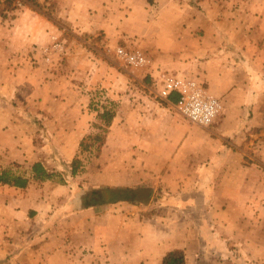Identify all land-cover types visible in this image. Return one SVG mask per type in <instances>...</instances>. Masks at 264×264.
I'll list each match as a JSON object with an SVG mask.
<instances>
[{
  "label": "crops",
  "instance_id": "1",
  "mask_svg": "<svg viewBox=\"0 0 264 264\" xmlns=\"http://www.w3.org/2000/svg\"><path fill=\"white\" fill-rule=\"evenodd\" d=\"M88 1L102 10L95 17L87 7L82 20L66 2L60 15L82 31H103L111 44L123 36L139 42L151 65L145 79L134 73L143 86L136 87L112 64L69 50L67 71L46 67L45 85L30 57L13 56L0 83V176L31 177L41 163L51 178L0 182V264H163L173 250H183L187 264L217 250L229 264L237 249L248 260L264 257V0ZM24 10L18 23L31 17L52 32L47 18ZM30 42L16 48L38 57L49 44ZM165 70L197 78L220 100L210 126L159 96ZM101 95L117 104L115 116L87 165L81 142L96 134ZM105 188L132 195L85 205ZM140 189L150 190L146 203ZM55 219L63 231L48 230Z\"/></svg>",
  "mask_w": 264,
  "mask_h": 264
},
{
  "label": "rangeland",
  "instance_id": "2",
  "mask_svg": "<svg viewBox=\"0 0 264 264\" xmlns=\"http://www.w3.org/2000/svg\"><path fill=\"white\" fill-rule=\"evenodd\" d=\"M26 1V0H25ZM41 4V11L40 13L32 10L31 7L27 5H21L18 10L12 11L10 16L7 19H3L0 16V83L4 82L7 83V80L3 79L6 76L5 73L12 70V67H15V63L12 62L13 56H23L30 57L31 62L30 66H32V70L40 68L41 71V80L45 85L49 84L52 81V78L48 75H44L43 71H45L46 67H48L47 71L49 73H65L67 71L66 63L72 62L69 61L67 58V52L76 50L82 51L81 55H85V57H89V61L93 63H107L111 66L116 67L120 73L129 75L133 80L131 81L132 84L135 83L134 86L136 87H143L140 82L134 80L133 76L134 73H137L136 77L138 79H145L142 73L148 66L151 65V55L147 48L142 46L139 42L133 41L127 37H121L117 39L114 43L111 44L109 40H107L106 35L103 31H95V32H87L82 31L80 27L72 25V23L61 16L62 11V4L65 2L70 5L74 6L77 9V15H79L82 20H85L84 16L85 13H88L87 7H89L90 12L92 13V17H95L94 14H98L100 11V7L97 6H88V0H37ZM24 9H28L31 11H35L40 15L44 16L49 20L52 26V32L49 30L48 27H45L43 23L39 20L29 21L31 17L24 18L21 22H17L21 17V13L26 11ZM24 10V11H21ZM111 9H109L110 11ZM85 12V13H84ZM83 14V17H82ZM15 15V17H12ZM101 18V16H99ZM122 18V17H121ZM48 24H46L47 26ZM31 40L38 41V43H49L40 50V55L38 57H34L32 52L19 50L16 48L17 43H34L30 42ZM124 48L130 52H141L148 60V63L142 67H134L126 63L123 59H121L117 55V49ZM20 58V57H19ZM21 60V59H20ZM19 60V61H20ZM74 63V62H73ZM78 62L77 64H81ZM18 65L20 63L17 62ZM75 63V67H77ZM92 68V67H91ZM46 72V73H48ZM90 73V72H88ZM176 75V73H171V71L165 70L162 72L161 81L163 82L165 78L172 77ZM179 76V75H177ZM179 77H190L195 79L197 82L203 84L205 83L198 80L192 76H179ZM76 83H80L78 79L73 80ZM144 81V80H142ZM82 83H85L82 81ZM155 81H149L148 85H152L153 87H158L155 84ZM62 84V81L60 82ZM123 85V83H121ZM62 86V85H60ZM124 86H131L125 85ZM159 88V87H158ZM162 88V87H161ZM206 88V86H205ZM207 89V88H206ZM48 90L46 91V95L48 94ZM54 93V92H52ZM105 96L101 95L96 98L95 101V109L100 111L99 114V123L95 124V131L96 134L89 135L85 139L86 143L91 145L86 149L81 148L82 157L87 160V165L92 162L93 158L96 156L97 146L99 142L94 140L96 136H100L103 139L105 138L107 128L105 127L104 121L101 119V114L105 108L114 109L116 107V103L110 100H106ZM42 101V100H40ZM58 180H64L61 176H58ZM238 215V212L236 213ZM62 223L59 219H55L54 222L48 224V230H54L56 232L63 231ZM264 225V223H263ZM217 233L223 235V224L216 226ZM264 228L261 230L260 239L264 242ZM263 238V239H262ZM220 243V242H219ZM235 243V242H234ZM237 244L234 247H238ZM218 246H224V242L220 243L217 242V249ZM236 253V252H235ZM237 256L235 257L236 261L234 264H264V257H258V260H248L244 255L241 254V251L237 249ZM234 257V256H233ZM229 256H226L223 251L217 250L215 256H210L208 259L205 256H200L195 258V264H229Z\"/></svg>",
  "mask_w": 264,
  "mask_h": 264
},
{
  "label": "built area",
  "instance_id": "3",
  "mask_svg": "<svg viewBox=\"0 0 264 264\" xmlns=\"http://www.w3.org/2000/svg\"><path fill=\"white\" fill-rule=\"evenodd\" d=\"M117 55L134 67H142L148 63L147 58L138 51L118 48ZM174 94L178 97L175 103L178 112L201 127L210 126L222 109L220 100L211 95L203 84L190 77L165 78L159 96L170 99Z\"/></svg>",
  "mask_w": 264,
  "mask_h": 264
},
{
  "label": "trees",
  "instance_id": "4",
  "mask_svg": "<svg viewBox=\"0 0 264 264\" xmlns=\"http://www.w3.org/2000/svg\"><path fill=\"white\" fill-rule=\"evenodd\" d=\"M21 5H27L31 7L33 10L40 13L41 4L37 0H0V16L3 19H7L10 16L12 11H16L19 9ZM42 12V11H41ZM12 17H15L13 15ZM177 95L174 94L171 99L176 102ZM115 116V111L113 109L105 108L103 113L101 114V119L105 123V127L108 128ZM97 142H99V147L102 145L103 138L100 136H96L94 138ZM91 145L87 144L85 140L81 142V148L86 149ZM81 161L79 158L74 159L72 163V175L74 176L80 170ZM32 175L31 177L25 176H10L8 174H3L0 176V182L5 184H10L19 187H26L29 183L30 178L39 182H43L47 179L51 178V174H49L46 169L43 167L41 163H35L31 166ZM131 191L122 188L116 189H101L94 190L89 197L87 196V200L85 199L86 206H94L98 203L105 202H118L120 200H127L129 196H131ZM163 264H187L186 255L183 250H173L166 254L163 259Z\"/></svg>",
  "mask_w": 264,
  "mask_h": 264
},
{
  "label": "water",
  "instance_id": "5",
  "mask_svg": "<svg viewBox=\"0 0 264 264\" xmlns=\"http://www.w3.org/2000/svg\"><path fill=\"white\" fill-rule=\"evenodd\" d=\"M137 195H140L139 200L143 203H146L149 200V194L150 190L149 189H140L136 191Z\"/></svg>",
  "mask_w": 264,
  "mask_h": 264
}]
</instances>
